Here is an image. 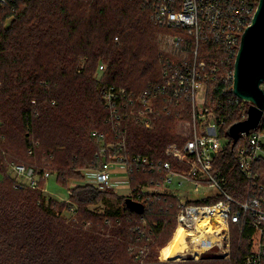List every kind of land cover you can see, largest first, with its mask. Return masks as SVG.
Masks as SVG:
<instances>
[{
  "label": "trees",
  "instance_id": "1",
  "mask_svg": "<svg viewBox=\"0 0 264 264\" xmlns=\"http://www.w3.org/2000/svg\"><path fill=\"white\" fill-rule=\"evenodd\" d=\"M254 1L253 14L259 4ZM150 9L142 0H17L0 9L1 264H140L135 259L145 245H151L147 240L176 224L179 203L172 196L151 195L139 215L126 208V198L88 185L74 188L70 196L79 210L78 222H63L60 214L68 206L45 196V181L38 190L15 189L8 176L12 163L23 164L20 159L25 149H32V156L44 153L61 184L71 178L82 179L81 170L102 167L100 141L93 134L110 133L103 89L112 85L135 95L149 94L162 83L167 59H190L195 50L193 38L184 30L157 26ZM176 37L182 40L179 49L171 44ZM199 54L201 60L218 68L215 80L208 85L207 106L224 121L222 135L228 139V147L217 165L228 172L236 167V150L241 145L229 130L247 119L249 107L229 91L232 82L224 80L234 70L235 58L205 42L200 43ZM101 65L106 67L104 72L99 71ZM160 104L151 129L134 119L128 121L126 146L130 155L169 161L175 168L179 165L165 155V149L182 140L172 137L168 123L178 116L191 117L190 111H183L191 106L186 103L175 109L168 105V110L173 108L168 116L164 113L169 112L161 110L165 104ZM10 116L18 117L29 129L24 141L16 139ZM81 122L95 126L86 147L76 133ZM256 132H264V117ZM19 145L23 150L17 149ZM24 165L47 169L41 164ZM163 174L135 172L130 187L156 184ZM229 179V193L240 198L246 185L236 168ZM131 195L136 198L135 191ZM109 196L121 202L122 213L106 211L104 219L91 215L88 207ZM231 239L234 254L242 244L241 262L250 251V239L236 228Z\"/></svg>",
  "mask_w": 264,
  "mask_h": 264
},
{
  "label": "built area",
  "instance_id": "2",
  "mask_svg": "<svg viewBox=\"0 0 264 264\" xmlns=\"http://www.w3.org/2000/svg\"><path fill=\"white\" fill-rule=\"evenodd\" d=\"M16 1L0 0V9ZM142 1L151 8V20L157 26L184 30L193 38L195 50L190 59H167L162 83L149 94L135 95L112 85L103 89L102 99L108 112L110 133L93 134L100 141L98 156L103 164L99 169L81 170L83 178L79 182L83 180V186L105 192L114 189L121 178L131 183L135 172L164 173L156 184L139 185L137 189L130 187L136 198L132 195L128 198L146 207L151 195L175 197L179 203L177 228L182 227L185 231V240L191 245L187 253L191 252L193 256V247L198 239L202 251L218 246L221 251L229 252L231 232L236 228L241 236H248L251 244L241 264H264V132H256L263 118L257 129L240 134L239 140L244 143L236 150V167H231L228 172L220 170L218 159L225 155L228 139L222 135L224 121L207 106L208 85L215 80L218 68L199 57L200 43L205 42L224 50L230 59L235 58L236 61L241 38L255 14V1ZM171 44L179 49L182 40L176 37ZM105 69L104 65L99 66L100 72ZM233 78L234 70L224 77V80L232 82L230 92H233ZM160 101L165 104V111L171 104L187 103L192 109L191 124L183 126L179 133L182 142L165 149V155L179 165L175 168L169 161L161 163L141 155H130L126 146L128 121L134 119L144 128L151 129ZM110 136L113 139L108 142ZM29 153H33L32 149ZM235 168L246 185L240 198L228 191L229 177ZM8 176L14 181L15 189L38 190L40 182L45 181L42 190L45 195L48 193L47 182L52 178L48 170H36L18 163L9 166ZM205 190L209 193H203ZM214 199L219 200L212 204L204 203ZM63 201L69 205V213L76 215L77 207L67 198Z\"/></svg>",
  "mask_w": 264,
  "mask_h": 264
},
{
  "label": "rangeland",
  "instance_id": "3",
  "mask_svg": "<svg viewBox=\"0 0 264 264\" xmlns=\"http://www.w3.org/2000/svg\"><path fill=\"white\" fill-rule=\"evenodd\" d=\"M10 23H11L10 20L7 21L6 27L10 26ZM32 104H35V101H32ZM178 106L180 105H176L175 109L178 108ZM243 106L248 108L250 104L247 102H243ZM161 110L163 111V113L169 112L164 114L171 116L170 113L171 109L165 111L164 106H162ZM171 111H173V108ZM183 111L184 112L190 111L191 114L189 113V116H192L191 107L188 106V109L185 108L183 109ZM10 119H11V123L14 124V127L12 129L16 134V139L19 138L24 141L25 136L29 134V129L23 127L22 122L18 117L10 116ZM160 122L162 126L165 127V122L159 119V123ZM191 122H192V117L183 118L182 116H178V119L175 120L173 119L171 124L168 123V125L171 126L169 132H171L172 137L174 139L176 138L181 140L182 138L179 136V133L181 132L182 127L183 126L188 127V125H190ZM2 125L3 123L0 122V126ZM94 127L95 126L92 123L85 125L83 122H81L77 125L76 133H79L80 136L79 141L82 144V146L86 147V145L90 144L88 140L89 133L91 132L92 129H94ZM262 142L264 144V137L262 138ZM243 143L244 141L241 142V144ZM18 147L19 148L17 149L23 150V148L20 145ZM29 151L30 149L23 150L24 158L20 159V161H22L23 164H27L31 166L41 164L42 166H45L47 168L46 170H48L52 174V178L50 179L49 183L47 182L48 183L47 187L50 186V188L48 189L56 193L57 196H52L49 195L48 193L45 196L47 198H51L55 200L60 204H65L66 207L67 206L69 207V205L63 200L65 198L70 200V196L73 192V189L82 186L84 184L83 180L79 182L81 179H78L76 177V178H71L62 184L59 183V175L54 169V164L47 160L45 154L42 153L41 155H35L34 153V155L32 156L29 153ZM4 163L5 160L2 161V164ZM121 179L122 180L118 181V184H115L113 186L114 189L105 192L110 194L112 193L115 196H119L127 199L128 197L131 196L130 182L127 181L125 178H121ZM203 193H209V191L205 190L203 191ZM74 206L77 207L76 205ZM122 209L123 208L121 202L113 197L111 198V196H109L108 199L103 203L101 202L97 205H92L88 207V210L90 211L91 215L97 216L98 218H102V219H104L105 217L104 214L106 213V211H112V212L120 211L122 213ZM78 217H79L78 212L76 213V215H71L69 213L68 208H65L63 212L60 214V218L62 219V220L60 219V221L76 223L78 222ZM176 229H177V222L176 224H173L172 226L165 228L160 233H154V235H152L153 238L151 240L150 238L147 240V243H151V245L148 247L145 245L144 248H142L139 256L135 259V261L138 263L140 262V264H241V262L239 261V257H240L239 255L241 254L240 248H242L241 247L242 244H239V246L237 247L238 253L234 254L232 239H231V248L229 252L221 251L218 246H212L211 248L204 249V251L201 250L199 254L194 253L195 254L194 256L190 252L186 254L187 256H181L179 258H175L171 260L168 256V252L172 248ZM187 247H188L187 250L189 252L191 245L187 243ZM145 250L146 252H144Z\"/></svg>",
  "mask_w": 264,
  "mask_h": 264
},
{
  "label": "water",
  "instance_id": "4",
  "mask_svg": "<svg viewBox=\"0 0 264 264\" xmlns=\"http://www.w3.org/2000/svg\"><path fill=\"white\" fill-rule=\"evenodd\" d=\"M264 0H259L251 25L245 30L237 53L233 93L250 104L247 119L234 124L229 134L237 142L241 133L257 129L264 115ZM126 208L136 214L145 210L143 204L131 198L125 200Z\"/></svg>",
  "mask_w": 264,
  "mask_h": 264
},
{
  "label": "bare ground",
  "instance_id": "5",
  "mask_svg": "<svg viewBox=\"0 0 264 264\" xmlns=\"http://www.w3.org/2000/svg\"><path fill=\"white\" fill-rule=\"evenodd\" d=\"M201 246L202 245L200 244V240L198 239L193 247L194 253L199 254L201 252L200 250ZM187 248H188L187 243L185 241V231L183 230L182 227H179L176 229L173 245L171 250L168 252V256L171 260L175 258H179L181 256H187L186 255L188 252Z\"/></svg>",
  "mask_w": 264,
  "mask_h": 264
},
{
  "label": "crops",
  "instance_id": "6",
  "mask_svg": "<svg viewBox=\"0 0 264 264\" xmlns=\"http://www.w3.org/2000/svg\"><path fill=\"white\" fill-rule=\"evenodd\" d=\"M49 181H50V180H49ZM49 181H48V183H49ZM48 183H47V184H48ZM48 188H50V186H48L47 189H48ZM51 192H52V191H51L50 189H48V194H49V195L57 196L56 193H54V192L51 193ZM53 193H54V194H53ZM65 199H66V198H65Z\"/></svg>",
  "mask_w": 264,
  "mask_h": 264
}]
</instances>
